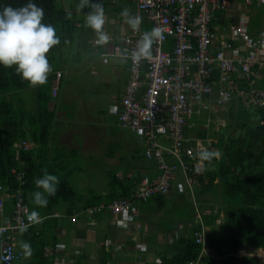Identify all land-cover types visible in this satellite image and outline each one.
<instances>
[{"label":"crops","instance_id":"obj_1","mask_svg":"<svg viewBox=\"0 0 264 264\" xmlns=\"http://www.w3.org/2000/svg\"><path fill=\"white\" fill-rule=\"evenodd\" d=\"M61 1L63 0H58L59 4ZM73 1L67 0L66 6L69 8V4ZM100 2L101 0L96 3ZM102 2L105 15L108 18L105 31L110 36V41L107 44H97L96 34L85 25L86 15L91 11L86 10L89 7H85L83 14L78 16L83 24V31L80 32H84L85 35L81 36L78 41L73 38L72 43L66 46L61 54L62 68L60 72L64 77L63 84H60L57 89L52 81L48 80L42 86L22 90L19 93L22 95V100L18 101L19 108L26 110L27 107H30V111L33 109V112L37 113L44 107V109L47 108V111L55 114L52 140L46 147L47 149L39 150L37 145L30 142L31 149L35 147L34 154L37 151L40 153V155H34V165H31L33 169L35 168L31 174V181H33L31 193L42 191V189L36 188L35 180L42 177V170L46 169L49 174L57 175L60 181L70 182L77 193V198L72 202H58L52 210L53 212L51 211L54 215L39 223L42 225L39 228L35 229V226L39 225L35 224L16 234V247L24 252V258L17 264H43L44 259L39 261L34 254V245L44 247V257L47 258L49 264L64 262L65 264H74L79 258L74 256L76 251L81 254L85 253L83 256L87 259L86 264H101L104 251L109 252L112 259L103 264H162L161 257L165 253L167 256H171V239L175 231L186 232L192 220L203 222L204 215L209 214L214 208L215 212L219 210L220 203L212 200L210 193L205 195L200 193V187H195L196 194L199 191V196L203 200L201 202L194 199L190 218L184 217V211H174L167 207L168 195L176 194L178 196L174 197L176 200L174 205H177L190 196L188 193L180 194L172 190L164 198L159 199V195H156L146 202L134 199L130 195L138 183L137 180L144 175H151L155 178L159 175V171L144 156L147 144L132 131L122 129L117 118L112 115L111 109L116 105H121L129 81L130 61L124 57L127 42L133 37L134 32L150 31L153 28V21L135 3L126 0H102ZM243 2L244 0H233L228 11L219 14L212 26L219 36L233 42V39H236L235 33L241 20H246L247 36L255 38L254 36L260 35L258 40L264 46V7L257 4L245 7ZM79 5L80 2L76 0L73 7L79 8ZM61 7L66 10L64 6ZM125 8L130 10L131 15L142 17V23L137 29L133 30L126 23V18L121 15ZM71 20L73 23L75 22L72 17ZM216 25H220V27L217 28ZM82 53L85 56L77 58V55ZM254 68L257 71L254 78L251 81L237 79L236 86L247 88L251 85L264 92V70H259L256 65ZM94 82L97 83L95 87H93ZM243 83H247L248 86H244ZM54 88L57 89L56 95L53 94ZM91 88H95V90ZM29 100L32 102L30 103ZM232 102L236 106L242 103L249 111L254 110L240 99H234ZM232 102L223 109L228 110ZM39 103L43 106L39 105L38 108ZM198 114L201 117L202 114L212 115L210 118L215 116L207 107L202 108ZM72 119H76V123L87 121V123L77 126L74 123L71 124L80 131L77 133L78 137L82 138L80 143L74 142L73 132L67 136L61 134L60 141H56L58 135L56 130L64 127L66 121L73 122ZM209 124H212V121L208 118L203 128L209 129ZM196 125L197 123L195 127ZM189 133L187 132L186 135L191 139L193 153L186 152L185 157L193 160L191 161L193 163L204 166V161L200 159L199 153L206 150L208 146L204 144L203 139L197 136L196 130L191 135ZM70 136L72 137L70 138ZM212 140L210 137L207 141L210 143ZM45 149L46 151H44ZM98 162L117 168V170L106 169L105 171L109 178L108 187L89 190L87 193H78L74 185L84 182V179L86 182H90L94 177L92 167L94 163ZM113 174L117 178L124 179L123 186L121 185L122 181L120 183L118 180L115 182L116 185H111L110 176ZM124 191H130L126 198L130 200L133 211L137 212V217L133 219L127 229H121L118 220L108 212L96 213L92 210L94 206L110 202L114 195H121ZM26 193L29 194L28 191ZM45 196L47 198L46 193ZM0 198L4 202V210L0 211L1 225L13 215L14 200L9 195L0 194ZM134 201H140L141 205L139 206ZM49 206V199L46 207L35 205L32 199L30 201L31 211L39 212L40 217L51 215L48 214L50 213L48 212ZM203 230L207 236L210 227L205 226ZM22 241L30 244V253H26L22 249ZM114 245L119 248L114 250L112 248ZM243 253L256 256L259 260L264 258L262 249H251L250 252L245 249ZM260 253L263 255L262 257L258 256ZM205 254L210 255L211 253L205 249Z\"/></svg>","mask_w":264,"mask_h":264},{"label":"built area","instance_id":"obj_2","mask_svg":"<svg viewBox=\"0 0 264 264\" xmlns=\"http://www.w3.org/2000/svg\"><path fill=\"white\" fill-rule=\"evenodd\" d=\"M126 1L145 11L153 21V28H161L164 35L163 40L152 44L150 57L133 59L130 54L143 34L133 33L124 51V57L130 61L128 85L121 107L111 109L122 127L131 129L147 144L146 158L157 162L162 171L155 178L144 176L137 183L131 196L146 202L156 195H167L172 188L183 193L187 184L192 188L197 183L188 177L190 171L199 172L200 168L185 159L186 152L193 153V149L184 128L190 126L191 119L202 108L218 111V107L224 108L234 99L252 109L264 108L262 90L251 85L236 86L237 79L254 78L255 65L264 70V46L260 40L247 36L246 20H241L233 42L223 39L213 28V22L228 11L233 0ZM243 3L245 7L253 4L264 7V0ZM61 77L58 73L57 83ZM53 94H57L56 88ZM23 145L29 146L27 142ZM178 174L183 181L176 182ZM24 177L17 174V188L12 191L0 185V193L14 199L13 216L0 225L2 264H14L22 254L15 245L16 234L37 224L28 219L31 211L24 200ZM3 209L0 198V211ZM92 210L96 213L109 210L121 229L129 228L137 217L126 198L113 199L109 205H97ZM40 218L41 222L46 219ZM195 237L205 249L206 232H197Z\"/></svg>","mask_w":264,"mask_h":264},{"label":"trees","instance_id":"obj_3","mask_svg":"<svg viewBox=\"0 0 264 264\" xmlns=\"http://www.w3.org/2000/svg\"><path fill=\"white\" fill-rule=\"evenodd\" d=\"M28 2L29 0H0V11L5 6L20 8ZM31 2L44 9L43 23L52 24L60 38V44L51 49L48 54L53 68L48 80L52 81L58 89L64 80L60 72L61 54L63 49L73 41L72 25L74 23L58 0H31ZM259 36H254V39H259ZM58 73L62 77L57 83ZM214 75H219L218 70ZM243 85L248 86L247 83ZM30 88L32 86L16 74L14 67L0 66V185L13 190L17 186V174H23L26 182L23 187L24 197L29 204L31 201L29 194H31V187L33 188L31 174L35 171L31 165H34V155H40V153L37 151L34 154L35 147L26 148L23 143L33 142L39 150L48 147L52 140L55 119V114L44 107L37 113L19 108L18 101L22 100V95H19L20 91ZM48 101L45 100V102ZM254 110L249 111L242 103L236 106L232 102L225 116L229 121L220 125L218 129L212 127V124H209V129L203 128L208 118L211 119L212 116L205 114H202V117L199 114L195 115L191 119L195 122L194 124L198 125L194 129L191 130L188 126L184 128L186 133L190 132V135L196 130L197 136L203 139L204 144L208 146L206 150H217L220 153L211 162L204 161V168L199 172L190 171L188 174L189 179L198 182L200 185L198 187L201 188L200 193L203 195L210 193L214 200V197H218L219 194L220 197L214 201L220 204L217 212L214 208L209 214L204 215L203 222L192 220L186 232L175 235L170 246L171 256L165 253L161 257L162 264H264L258 259L255 260L254 256L240 253L245 249L249 252L251 249L264 250V108H258L256 112ZM114 116L122 129L132 131L122 127L119 117ZM208 137L213 139L210 143L207 141ZM144 156L146 157V150ZM185 159L193 161L186 157ZM151 162L157 167L159 174L162 173L157 162ZM144 176L153 178L151 175ZM177 176L176 182L183 179L180 174ZM110 179L112 186L116 185L117 180L120 183L122 181L121 185H124V179L117 178L115 174L111 175ZM215 189L218 194L213 193ZM129 192L124 191L121 195H114L112 199L126 198ZM185 193L195 200L201 202L203 200L199 196V191L196 194V189L188 187L186 192L180 194ZM76 195L70 182L60 181L56 195H47L50 201L48 208L50 213L48 214H53L52 210L58 202H72L77 198ZM158 198H164V195H159ZM220 211H224L225 217L222 226L218 227L216 222ZM205 226L210 227L205 244L210 255L205 254L204 245L198 243L195 237V233L202 231ZM34 246V254L38 260L44 259L43 264H49L47 258L44 257V247ZM103 254L101 264L112 259L109 252L104 251ZM203 256L205 259L201 260ZM86 262L87 259L80 254L74 264H86Z\"/></svg>","mask_w":264,"mask_h":264},{"label":"clouds","instance_id":"obj_4","mask_svg":"<svg viewBox=\"0 0 264 264\" xmlns=\"http://www.w3.org/2000/svg\"><path fill=\"white\" fill-rule=\"evenodd\" d=\"M79 7L81 9H84L85 7H89L91 9V11L86 15L85 25L96 34L97 44H107L110 41V36L105 31V24L108 18L105 15L102 0L100 3L94 4H90V0H80ZM44 15V9L42 7H38L35 3H32L31 0H29L26 5L20 8L5 6L3 10L0 11V66H3L5 68L14 67L16 74L19 75L23 81L28 82L32 87L42 86L47 83L48 77L53 71V68L48 59V54L51 49L60 44V38L57 35L56 28L52 24L43 23ZM121 15L126 18V23L130 25L133 30L137 29L139 24L142 23V17H140L139 15H131L130 10L127 8L122 11ZM163 39V30L159 27H154L150 31L144 32L141 36V39L138 41L136 49L131 52V58L140 59L150 57L151 46L154 41ZM215 117L216 116H213V118ZM213 118H211V121ZM191 146L192 143L190 144V147ZM219 155L220 153L217 150H203L199 153L200 159L202 161L208 162H211L213 158H216ZM192 164L197 163L194 162ZM198 166L200 170H202L203 166H200L199 164ZM42 171V177L35 180L36 188L42 189V191L38 190L32 192L30 196L32 202L35 205L46 207L48 204V199L46 198L45 193L48 196H55L60 180L57 175L49 174L46 169ZM198 186H200L198 182L195 183L192 188L187 184V188L190 187L194 190L195 187ZM187 188L185 192L187 191ZM172 190L175 189L172 188ZM192 197H194V195ZM25 202L30 207V204L26 200ZM109 203L101 204L109 205ZM105 211L108 212L112 217H114L109 212V210H104V212ZM53 215L54 214L45 215L43 217H46L47 219L49 217H52ZM28 219L29 221L37 224L41 223L40 214L37 211H31ZM177 234H179V232L174 233L171 242H173V239L175 235L177 236ZM116 246L117 245H114L112 246V248ZM21 247L25 250L26 253H30L29 243L22 241ZM117 247L119 248V246ZM115 249L117 248H114V250ZM74 256L79 257V252H74Z\"/></svg>","mask_w":264,"mask_h":264},{"label":"rangeland","instance_id":"obj_5","mask_svg":"<svg viewBox=\"0 0 264 264\" xmlns=\"http://www.w3.org/2000/svg\"><path fill=\"white\" fill-rule=\"evenodd\" d=\"M75 1L76 0H74L73 2H71L69 4V8L66 6L67 0L61 1L60 4H61V6H64L66 8L67 12L69 13V16H71L73 18V20H75L74 24L72 25V28H73V32H74V39H75V41H78L81 36L85 35L84 32H80V31H83L82 30L83 24H82V21L78 19V16H81V14H83L84 10L81 9L80 7L79 8H74L73 5H74ZM77 1L80 2V0H77ZM96 2H99V0H90V4H93V3H96ZM81 10H83V11H81ZM86 10H91V9L88 8ZM220 24H222V23L220 22ZM223 26H221V27H223ZM230 26L232 28V25H230ZM216 27L219 28L220 25L219 26L216 25ZM82 55H83V53L81 55H77V58L82 57ZM84 56L85 55H83V57ZM96 85H97V83L94 82V86L93 87H95ZM91 89L95 90V88H91ZM66 97H67V95H66ZM31 102L32 101H30V103ZM40 103L38 104V108H39V105L43 106ZM217 109H218V111L211 110V112L216 116L215 118L212 119V127L215 126V128H218L220 125L225 124L226 122L229 121L228 118H224L226 116V113H227L226 111L227 110H225L223 108H219V107ZM26 110H30V107H27ZM254 111L256 112V110H254ZM31 113H34L33 109H31ZM72 121L73 122L66 121L67 123H66V125L64 127L58 128L56 130V133H58L57 138H58L59 141H60L61 136L63 134H64V136H67L71 132H73L74 135H75V137L70 136V138L71 137L74 138V142L80 143V141L82 140V138L78 137L79 135H77V133H79L80 131L78 129H75L73 126H71V124L74 123V125L77 126L78 124L79 125L85 124V123H87V121H80L79 123H76V119L75 120L72 119ZM106 169L107 170H117L116 167H110L109 164L105 165L103 162H101V163L98 162L96 164L94 163V166L92 167V172L94 173V175H93L94 177H92L90 182L89 181L86 182L85 179H84V182L79 183L77 185H74V186H76L78 193H87L89 190L104 189L107 186V183L109 182V178L107 177V175L105 173ZM213 193L218 194V191L215 189L213 191ZM174 197H178V196L176 194L168 195V197H167V201H168L167 207L172 208L174 211H180V212L184 211L183 212L184 213V217L185 218H188V217L190 218L191 217V213L193 212L194 198H191L190 196H187V198L182 200L179 204L174 205V203L176 201ZM219 197H220V195L218 194V197L215 196L214 200H217ZM107 203H109V202H107ZM134 203L138 204L139 206L141 205L140 201H134ZM179 216L182 217L181 215H179ZM224 217H225L224 211H220V215H219V218H218V220L216 222L217 223L216 226H218V227L222 226V224L224 223ZM241 254L242 255H248V256L252 257L251 254L243 253V250L241 251ZM258 256L262 257L263 255L260 253ZM254 259L257 260L258 258H256V256H255ZM255 260H252V261H255ZM260 260H259V262H263L264 263V258L263 257Z\"/></svg>","mask_w":264,"mask_h":264},{"label":"bare ground","instance_id":"obj_6","mask_svg":"<svg viewBox=\"0 0 264 264\" xmlns=\"http://www.w3.org/2000/svg\"><path fill=\"white\" fill-rule=\"evenodd\" d=\"M124 96V95H123ZM122 101H123V98H122V100H121V105H122ZM121 105H116V106H119V107H121ZM190 129L192 130L194 127H195V124H194V122L193 121H190ZM27 148H31V145L29 144V146L27 147ZM0 250H1V247H0ZM21 255L19 256V258L18 259H16L15 260V263L14 264H17L18 263V261H20L22 258H24L23 257V252L21 251ZM80 254L81 253H79V256H80ZM85 253H83V254H81V255H84ZM0 264H2V260H1V255H0Z\"/></svg>","mask_w":264,"mask_h":264},{"label":"water","instance_id":"obj_7","mask_svg":"<svg viewBox=\"0 0 264 264\" xmlns=\"http://www.w3.org/2000/svg\"><path fill=\"white\" fill-rule=\"evenodd\" d=\"M39 226H42V225H40V224H39V225H36V226H35V229L39 228ZM204 258H205V257L203 256V257L201 258V260H204Z\"/></svg>","mask_w":264,"mask_h":264}]
</instances>
